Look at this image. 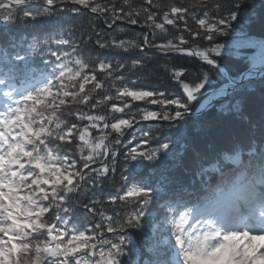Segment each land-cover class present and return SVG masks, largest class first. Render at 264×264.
<instances>
[{
	"label": "snow or ice",
	"instance_id": "snow-or-ice-1",
	"mask_svg": "<svg viewBox=\"0 0 264 264\" xmlns=\"http://www.w3.org/2000/svg\"><path fill=\"white\" fill-rule=\"evenodd\" d=\"M31 2L0 0V23L15 22L20 9L21 21L27 22L48 15L58 4L70 3L75 6L74 13L87 10L92 15L88 41L115 52L117 57L131 59V64L127 59L115 63L97 59L91 65L82 54L72 57L48 48L54 59L43 61L48 72L37 77L29 66V57L36 55L38 45H69L68 39L36 41L24 54H9L0 46V264H121L120 258L126 253L125 237L120 233L125 227L140 228L144 217H151L149 223L155 222L161 231L170 232L174 241L163 239L171 259L156 264H264V125L259 136L250 130L234 137L209 166L198 162L192 184L199 176L210 194L194 202L176 198L171 183L154 188L143 177L122 175L127 188L119 200L136 205L134 214L114 221L95 207L97 201H92L84 208L100 219H93L92 226L84 230L69 228L70 221L60 215L61 210L65 216L69 211L64 206L69 194L79 192L86 184L95 187L115 171L118 153L114 146L138 122L137 117L185 125L190 105L201 96L206 98L198 111L220 100L221 110L240 112L235 94L254 75L264 77V40L238 43V47H259L258 55L250 58L252 66L238 76L219 66L216 58L226 46L212 41L229 34L232 22L240 19L242 5L229 0H197L186 7L175 0L167 4L142 0L140 7L134 8L130 0H36L42 7L33 9L28 7ZM189 19L195 28L189 25ZM97 20L103 27L96 25ZM118 21L148 31L141 33L142 39H124L113 34ZM166 26L175 31L170 32ZM199 40L210 46L190 47ZM149 49L165 56L198 57L219 71L222 83L205 93L202 90L214 83L207 71L195 81H186V69L173 68L171 77L180 85L185 99L169 98L154 89H138L123 72L144 66L142 59L129 53ZM108 80L113 81L111 90ZM89 84L92 87L86 90ZM75 104L81 108L72 111ZM66 116H74L79 123ZM149 135L142 133L143 137ZM177 142L167 138L150 151L132 147L124 155L125 165L132 161L155 163L162 155H170ZM147 143V139L141 140V144ZM73 144H77L79 160L70 155V150L61 151L62 145ZM221 161L229 167L225 169ZM209 169L218 174L215 183L212 178L204 179ZM111 199L115 202L116 197ZM149 205H156L157 210L147 211ZM53 209L57 214L49 222ZM105 232L116 234V239H106Z\"/></svg>",
	"mask_w": 264,
	"mask_h": 264
},
{
	"label": "trees",
	"instance_id": "trees-1",
	"mask_svg": "<svg viewBox=\"0 0 264 264\" xmlns=\"http://www.w3.org/2000/svg\"><path fill=\"white\" fill-rule=\"evenodd\" d=\"M101 3L105 0H100ZM132 7L139 8L142 0H130ZM162 4L170 3L171 0H159ZM177 4L184 6L195 5L197 0H175ZM209 3L214 0H208ZM239 2L242 7L239 9L240 19L232 22V30L225 36H217L213 44H224L230 40L232 32H242L247 37H253L264 40V0H229V3ZM123 3V0H118ZM30 8L42 7V3L36 0L28 5ZM72 4L63 3L50 9L49 14L35 21L22 22L20 16L23 9H20L14 21L8 24L0 23V46L7 49L9 54L20 51H30V45L36 41H45L56 38H66L70 41L69 45L56 44H40L37 47L35 56L29 57V66L34 69V75L40 76L43 72L47 74L48 69L43 61L54 59L50 56L48 48L57 50L63 54L64 52L72 54L75 57L82 54L84 60L94 65L99 60H112L113 63L117 59H127L126 57H117L115 52L107 49H100L94 42L88 41L87 37L91 35L90 26L92 24V15L87 10H81L74 13ZM66 9V10H65ZM2 14V13H0ZM98 27H103L101 20L95 21ZM188 23L195 28L194 22L189 19ZM170 32L175 30L171 26H166ZM106 31H111L105 29ZM122 30V31H121ZM148 31L141 29L139 26L128 25L123 22H117L116 32L113 33L121 38L128 39L140 36L142 32ZM187 36V33H185ZM95 37H92V41ZM15 45V47H13ZM200 47H209L207 41L199 40L196 44L190 45L194 50ZM43 49L41 51L40 49ZM75 49V52L73 51ZM151 49L141 52L133 50L128 55L132 58L142 59L144 66L135 70L125 69L123 74L128 77V81H135V87L138 89H154L165 92L169 98L185 99L182 94L180 85L171 77L173 68L186 69V81H195L202 71L209 73L210 79L217 87L222 83L220 74L217 69L211 68L207 64H203L194 58L185 56L184 54H172L165 56L159 53L150 52ZM221 66L226 68L232 76H238L247 69L242 61H236L231 58H216ZM131 64V59H127ZM102 77L99 72L96 73ZM113 81L108 80L107 86L111 90ZM118 84V82H117ZM92 85H86V90ZM78 89V85H77ZM207 93V92H205ZM104 93L101 92V95ZM115 93L113 92V95ZM98 98V97H97ZM206 97L201 96L197 101L192 102L191 114L197 111L201 102ZM234 100L240 101V112L236 113L230 110H221L216 102L215 106L202 113L200 116H188L185 125L172 124L162 120L143 121L137 117V123L132 129L126 131L121 137V143L114 146V150L118 153L115 161V171H110L107 178L102 179L95 187L84 185L79 192L71 193L67 196L65 207L69 209L67 215L60 211V215L70 223L69 228H78L80 230L88 229L92 226L93 219L99 220L88 213L84 205L92 201H97L95 207L99 211H103L106 215L112 216L114 221L117 219H125L126 214H134L136 205L133 203L120 201L119 196L126 191L127 185L122 180V175L137 178L143 177L145 182L151 184L154 188L160 184L171 183L176 190V198L184 201H192L208 195L207 186L201 183V178L196 177L195 185L192 184L193 175L197 170L198 162H203L205 166H209L214 158H219L221 149L228 147L233 138L241 133L247 134L250 130H254L255 135L259 136L261 125H264V77L258 81L246 84L233 97ZM140 103V102H136ZM151 110H159L156 106L145 105ZM81 108L79 104L72 106L71 110L76 111ZM65 114L68 109H64ZM99 111V109L97 110ZM71 122H77L75 117H68ZM148 132V137H143L142 133ZM133 134L135 138H133ZM171 138L178 141L172 149L170 155L164 156L155 163L132 161L125 165L124 155L130 148L138 147L141 151H150L155 148L158 143L164 142L165 139ZM142 139H147V144H141ZM59 143V142H57ZM183 145V146H182ZM70 155L79 160L77 144L71 146H61V151H69ZM111 159V158H109ZM225 169L229 167L224 161L220 162ZM111 166V165H110ZM218 174L211 169L205 180L215 178ZM166 178V179H165ZM112 197H116L115 202ZM156 205H149L147 211L155 212ZM56 210L48 215L49 222H52L56 216ZM151 217L142 218V226L140 228L125 227L120 233L125 237V255L120 258L121 264H156L160 260H170L171 254L167 252V245L162 241L165 237H169L170 232L161 231L158 227L149 223ZM160 217L157 215V220ZM106 239H116V234L103 233Z\"/></svg>",
	"mask_w": 264,
	"mask_h": 264
},
{
	"label": "rangeland",
	"instance_id": "rangeland-1",
	"mask_svg": "<svg viewBox=\"0 0 264 264\" xmlns=\"http://www.w3.org/2000/svg\"><path fill=\"white\" fill-rule=\"evenodd\" d=\"M232 33L233 34H230V40L224 43V45L226 47L222 50L221 57H218V58H231V59H234L236 61H242V63L245 64L247 66V69H248L252 65V60L250 58L258 55L259 47L258 46L238 47L237 45L241 40L251 39L253 41L259 42L262 39L247 37L242 32H232ZM184 55L190 57L187 54H184ZM200 63L206 64L204 62H200ZM262 78L263 77H259L255 81H258ZM220 80H222L221 77H220ZM250 82H253V81L250 80ZM250 82H248V83H250ZM244 85H246V84H244ZM201 103H203V101ZM93 132H95V130H93ZM85 154H87L86 150H85Z\"/></svg>",
	"mask_w": 264,
	"mask_h": 264
},
{
	"label": "water",
	"instance_id": "water-1",
	"mask_svg": "<svg viewBox=\"0 0 264 264\" xmlns=\"http://www.w3.org/2000/svg\"><path fill=\"white\" fill-rule=\"evenodd\" d=\"M150 52H153V50H150ZM190 57L194 58V59L197 60L198 62H202L199 58H197V57H195V56H190ZM219 66H220L221 68H224V67L221 66L220 64H219ZM259 77H260V76L257 74V75H255L253 78H251L250 80H251V81H255V80H256L257 78H259ZM250 80L245 81L244 84H247L248 82H250ZM215 87H217L216 84L211 85V86H206L205 89H203L202 91H203V92H209L212 88H215ZM218 101H220V100H217V101H215L214 103H216V102H218ZM198 109H200V106H199ZM198 109H197L196 112H194L193 114H191V115H189V116H200L202 113H204L205 111H207V110L210 109V108H206V109H203V110H200V111H198Z\"/></svg>",
	"mask_w": 264,
	"mask_h": 264
},
{
	"label": "bare ground",
	"instance_id": "bare-ground-1",
	"mask_svg": "<svg viewBox=\"0 0 264 264\" xmlns=\"http://www.w3.org/2000/svg\"><path fill=\"white\" fill-rule=\"evenodd\" d=\"M251 66H252V65H251ZM254 76H255V75H254ZM254 76H253V77H254ZM253 77H252V78H253Z\"/></svg>",
	"mask_w": 264,
	"mask_h": 264
}]
</instances>
